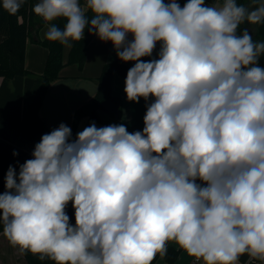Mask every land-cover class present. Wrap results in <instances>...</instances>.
Segmentation results:
<instances>
[{
	"label": "clouds",
	"instance_id": "1",
	"mask_svg": "<svg viewBox=\"0 0 264 264\" xmlns=\"http://www.w3.org/2000/svg\"><path fill=\"white\" fill-rule=\"evenodd\" d=\"M25 2L2 8L15 15ZM33 11L49 41L72 47L87 29L112 42L135 62L128 101L154 100L142 131L93 122L72 139L61 123L18 173L9 166L0 225L10 245L55 264H151L170 241L203 264L264 262V42L237 35L264 23V0H38ZM61 18L63 30L49 23ZM158 42V58L143 60Z\"/></svg>",
	"mask_w": 264,
	"mask_h": 264
},
{
	"label": "trees",
	"instance_id": "2",
	"mask_svg": "<svg viewBox=\"0 0 264 264\" xmlns=\"http://www.w3.org/2000/svg\"><path fill=\"white\" fill-rule=\"evenodd\" d=\"M218 0H205L208 6H214ZM38 0H26L15 15H10L2 8L0 0V194L6 189L4 177L10 165L19 171V165L32 159V152L42 135L51 132L41 119L39 111L50 84L60 77V71L66 64H78L83 68L87 46L95 37L87 29L82 41H73L67 63L63 60L64 45L40 38L39 31L49 25L33 11ZM83 2V0H82ZM167 3L168 0H165ZM183 7L187 0H177ZM238 5L258 7L261 0H237ZM91 18V12L87 13ZM63 30L66 20L58 19L53 22ZM247 30L254 42H264V23L250 25L247 21L237 29V35ZM43 45L48 50L44 71L35 74L25 66L28 40ZM258 66L264 68V54L258 61ZM133 65L123 63L119 58L105 63L101 74L97 78L98 89L95 96L87 104L76 111L72 136L80 117L88 115L92 120L100 121L98 111L105 110L119 116L122 113L120 100L112 93V78L115 72L127 76ZM153 101L154 98L150 97ZM18 155L13 156V152ZM70 218V224L75 225V216L72 203L65 208ZM3 226L0 225V233ZM181 249L167 244V254L162 256L165 264H176ZM161 255L157 254L155 260ZM28 264H55L50 259L40 260L38 255L24 253ZM247 254L240 257L241 262L248 260Z\"/></svg>",
	"mask_w": 264,
	"mask_h": 264
},
{
	"label": "crops",
	"instance_id": "3",
	"mask_svg": "<svg viewBox=\"0 0 264 264\" xmlns=\"http://www.w3.org/2000/svg\"><path fill=\"white\" fill-rule=\"evenodd\" d=\"M48 26L45 25L40 29V38L46 37ZM128 38L129 41L132 39L131 34ZM71 43L73 44V42ZM71 48L64 46L63 60L65 63L69 59ZM159 49L160 43L158 42L152 56L143 57L142 59L145 61L157 59ZM86 52L87 56L83 68H79L78 64H66L60 71V77L54 80L47 90L39 114L51 131L61 123L66 124L72 130L76 111L92 100L97 92V78L101 74L104 64L118 58L112 42L101 41L97 36L88 44ZM47 54V48L29 39L26 51V68L35 74L43 73ZM123 63L134 66L135 62ZM125 80L126 76L119 72H115L112 78V93L120 100L122 113L117 116L108 111L99 110L100 121L92 120L88 115L80 117L72 139H75L78 132L93 122L97 127L123 124L130 133L143 130L147 104H150L152 100L149 98L146 102L143 98H140L138 103L128 101L124 91ZM197 182L201 183L199 180ZM169 244L179 248L174 241H170ZM0 249L2 255L9 258V264H28L24 254H21L18 247L11 246L7 238L3 236V231L0 233ZM183 255V252L180 253L176 264L182 262ZM192 260H194V257L191 256L190 262ZM0 264H5V261L0 259ZM153 264H165V260L160 256Z\"/></svg>",
	"mask_w": 264,
	"mask_h": 264
},
{
	"label": "rangeland",
	"instance_id": "4",
	"mask_svg": "<svg viewBox=\"0 0 264 264\" xmlns=\"http://www.w3.org/2000/svg\"><path fill=\"white\" fill-rule=\"evenodd\" d=\"M220 2H221V0H218L217 3L214 5V7L215 6H219V3ZM178 249H181V248H178ZM182 252H183L184 255H183V260H182V262H180V264H192L193 263V260H192V262H190L191 256H189L184 250L181 249V252L180 253H182ZM0 259L2 261H5V264H9V258L7 256H5V255H2L1 252H0ZM239 264H241V262H239ZM257 264H264V262L258 260V263Z\"/></svg>",
	"mask_w": 264,
	"mask_h": 264
},
{
	"label": "built area",
	"instance_id": "5",
	"mask_svg": "<svg viewBox=\"0 0 264 264\" xmlns=\"http://www.w3.org/2000/svg\"><path fill=\"white\" fill-rule=\"evenodd\" d=\"M153 102V101H152ZM198 183V182H197ZM239 262H241L239 260ZM258 260H250V258H248V260L246 262H241V264H257ZM193 264H203L202 261H197L195 258L193 260Z\"/></svg>",
	"mask_w": 264,
	"mask_h": 264
}]
</instances>
